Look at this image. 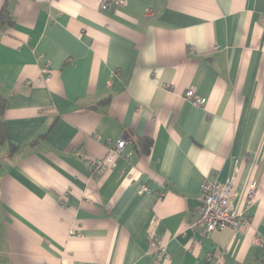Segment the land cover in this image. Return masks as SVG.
Here are the masks:
<instances>
[{"label": "crops", "instance_id": "crops-1", "mask_svg": "<svg viewBox=\"0 0 264 264\" xmlns=\"http://www.w3.org/2000/svg\"><path fill=\"white\" fill-rule=\"evenodd\" d=\"M99 1L0 0V264H264V0ZM230 178L247 224L207 234Z\"/></svg>", "mask_w": 264, "mask_h": 264}, {"label": "built area", "instance_id": "built-area-1", "mask_svg": "<svg viewBox=\"0 0 264 264\" xmlns=\"http://www.w3.org/2000/svg\"><path fill=\"white\" fill-rule=\"evenodd\" d=\"M127 0H115L112 4L123 7ZM109 3L100 0L98 4L99 11H106ZM154 15L153 10L147 9L144 13L145 19H150ZM184 98L195 107H201L206 103V99L195 94L193 89L186 91ZM126 140L124 138L117 140L115 143H108L107 155L103 160L92 161L89 164L91 174L102 176L107 171L117 167L118 161L123 156ZM142 188L141 191H144ZM201 203L196 213L195 224L202 227L204 232L209 234L215 230L231 229L233 232H239L247 224V213L244 210L245 204H250L256 192V185L250 182L244 194V209L238 210L235 207L236 190L233 179L230 178L223 183L211 182L204 180L200 186ZM149 237L155 247L159 259L169 260V253L166 251L165 245L154 239L153 234ZM256 246L263 247L264 240L260 236L253 239Z\"/></svg>", "mask_w": 264, "mask_h": 264}, {"label": "trees", "instance_id": "trees-1", "mask_svg": "<svg viewBox=\"0 0 264 264\" xmlns=\"http://www.w3.org/2000/svg\"><path fill=\"white\" fill-rule=\"evenodd\" d=\"M0 15L2 16V12L0 13ZM1 123V122H0Z\"/></svg>", "mask_w": 264, "mask_h": 264}]
</instances>
